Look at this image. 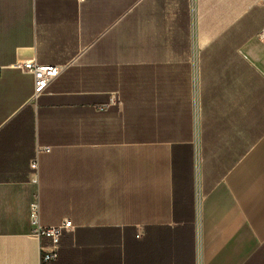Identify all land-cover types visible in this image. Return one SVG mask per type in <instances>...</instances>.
I'll use <instances>...</instances> for the list:
<instances>
[{"label": "crops", "instance_id": "crops-1", "mask_svg": "<svg viewBox=\"0 0 264 264\" xmlns=\"http://www.w3.org/2000/svg\"><path fill=\"white\" fill-rule=\"evenodd\" d=\"M263 28L264 0H0V264H264ZM19 60L62 68L33 99ZM35 199L74 226L49 263Z\"/></svg>", "mask_w": 264, "mask_h": 264}, {"label": "built area", "instance_id": "built-area-1", "mask_svg": "<svg viewBox=\"0 0 264 264\" xmlns=\"http://www.w3.org/2000/svg\"><path fill=\"white\" fill-rule=\"evenodd\" d=\"M259 37L264 39V28L259 32ZM16 66L33 75V99H37L45 93L49 84L59 75L62 68V66L57 65L40 64L36 62V60H19ZM31 168L32 181L36 182L38 169V162L36 159L31 163ZM30 212L32 234L40 240L41 262L49 263L55 261L59 257L63 233L74 227L72 221L66 218L58 225H42L40 221V204L37 199L31 203Z\"/></svg>", "mask_w": 264, "mask_h": 264}]
</instances>
